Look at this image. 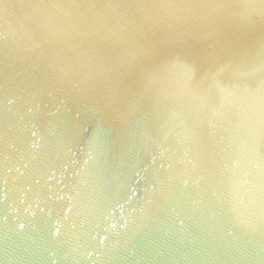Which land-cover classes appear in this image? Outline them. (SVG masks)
I'll list each match as a JSON object with an SVG mask.
<instances>
[{
    "label": "water",
    "instance_id": "95a60500",
    "mask_svg": "<svg viewBox=\"0 0 264 264\" xmlns=\"http://www.w3.org/2000/svg\"><path fill=\"white\" fill-rule=\"evenodd\" d=\"M0 264H264V0H0Z\"/></svg>",
    "mask_w": 264,
    "mask_h": 264
}]
</instances>
